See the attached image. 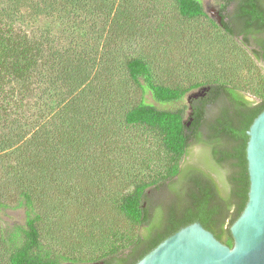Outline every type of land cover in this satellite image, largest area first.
Segmentation results:
<instances>
[{
    "label": "trees",
    "instance_id": "1",
    "mask_svg": "<svg viewBox=\"0 0 264 264\" xmlns=\"http://www.w3.org/2000/svg\"><path fill=\"white\" fill-rule=\"evenodd\" d=\"M164 8L0 0V213L26 215L0 228V264H138L194 223L234 246L251 185L248 131L264 111V0H222V24L201 0ZM177 46L197 68H176ZM128 128L149 140L143 172Z\"/></svg>",
    "mask_w": 264,
    "mask_h": 264
},
{
    "label": "water",
    "instance_id": "2",
    "mask_svg": "<svg viewBox=\"0 0 264 264\" xmlns=\"http://www.w3.org/2000/svg\"><path fill=\"white\" fill-rule=\"evenodd\" d=\"M207 12L222 24L223 17L216 7ZM203 92L189 96V103ZM248 135L251 185L246 208L231 227L234 246L223 244L201 223H194L164 240L138 264H264V111Z\"/></svg>",
    "mask_w": 264,
    "mask_h": 264
},
{
    "label": "rangeland",
    "instance_id": "3",
    "mask_svg": "<svg viewBox=\"0 0 264 264\" xmlns=\"http://www.w3.org/2000/svg\"><path fill=\"white\" fill-rule=\"evenodd\" d=\"M163 1H164V5H165L164 9L166 11H167L168 8L171 10L174 0H163ZM201 1H202L203 5L205 6L206 9H209L208 8V4H211L212 7H216L217 8L222 2V0H201ZM181 48L182 47H179V46L173 48V50L171 52V55H172V57H174V59H175L174 61L177 62V64H180L176 68H179L180 71L184 74V71L186 73H188V69H189L188 64L193 66V67H196V65L193 64L194 63L193 61H190V57H187V54H184L180 59H178L177 55L180 53ZM144 50L147 53L149 51H151V52L154 51V50L149 49V47H145ZM163 63H164L163 61L159 63L160 69H162V70L167 67ZM174 66H176V65L174 64ZM168 67L172 68L173 64L172 63L169 64ZM196 71L197 70H194L192 72V74H195ZM159 76H161V75H159ZM164 76H166V75H164ZM176 77L177 76H174V78H176ZM165 78H167V77H165ZM140 95H141V92L138 90L137 93H135L134 96H137V99H139ZM187 97L185 98V101H184L185 104H188V98ZM146 98H147V101L149 103L155 104L158 107H163V105H161L158 102H156L152 98V96L150 94H147ZM172 107H173V105H172ZM124 130H125V134L124 135L127 138L134 139L135 141L138 142V144H140V147H138L139 149H138V153H137V157L139 159L137 161H135V163H136L135 168L137 169L135 172H139V171L143 172V168L145 166L143 158H146L145 157V153L148 151V146H149V142L148 141L149 140H148L147 136L143 135L142 132L139 131L138 129L128 128V129H124ZM150 143L152 145V141L151 140H150ZM203 151L204 150H203L202 146H197V145L193 146L191 148V150H190V155L188 156L187 160L190 161V162H193V163L199 161ZM68 183L71 184V185L74 184L73 181H68ZM111 183H112V181L109 182V183L107 182V187H109V188L112 187ZM54 184H56L55 186H56L57 190L58 189L61 190V194H59L58 191H54L57 194V196H58V197L56 196L57 199H58L57 203H56L57 206L58 207L61 206V207L66 209L67 223L70 222L71 220L74 221V219H75V214H74L75 213V206L73 205V203L66 201V196L64 195V191H65L64 187H65V185H63V184H65V182L63 183V181H61V182L57 183V181H55ZM98 193H96V194H98ZM49 204H51V203L48 202V205ZM25 220H26V215H25V212H24L23 209H6V210H4V211H2L0 213V228H6V227H9V226H13L15 224L24 225L25 224ZM132 232L137 233L138 229L133 228Z\"/></svg>",
    "mask_w": 264,
    "mask_h": 264
},
{
    "label": "flooded vegetation",
    "instance_id": "4",
    "mask_svg": "<svg viewBox=\"0 0 264 264\" xmlns=\"http://www.w3.org/2000/svg\"><path fill=\"white\" fill-rule=\"evenodd\" d=\"M208 8H209V9L212 8V5H211V4H208Z\"/></svg>",
    "mask_w": 264,
    "mask_h": 264
}]
</instances>
